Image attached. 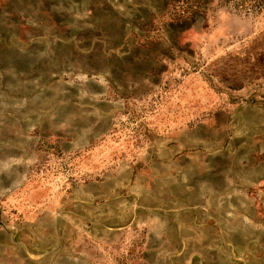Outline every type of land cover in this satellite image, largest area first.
Here are the masks:
<instances>
[{"label": "rangeland", "instance_id": "1", "mask_svg": "<svg viewBox=\"0 0 264 264\" xmlns=\"http://www.w3.org/2000/svg\"><path fill=\"white\" fill-rule=\"evenodd\" d=\"M0 264H264V0H0Z\"/></svg>", "mask_w": 264, "mask_h": 264}]
</instances>
